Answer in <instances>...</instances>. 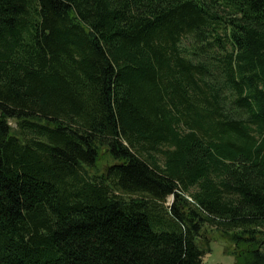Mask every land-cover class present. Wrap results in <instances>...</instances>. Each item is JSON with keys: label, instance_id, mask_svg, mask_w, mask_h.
Wrapping results in <instances>:
<instances>
[{"label": "trees", "instance_id": "trees-1", "mask_svg": "<svg viewBox=\"0 0 264 264\" xmlns=\"http://www.w3.org/2000/svg\"><path fill=\"white\" fill-rule=\"evenodd\" d=\"M210 230L264 264V0H0V264H201Z\"/></svg>", "mask_w": 264, "mask_h": 264}, {"label": "rangeland", "instance_id": "rangeland-1", "mask_svg": "<svg viewBox=\"0 0 264 264\" xmlns=\"http://www.w3.org/2000/svg\"><path fill=\"white\" fill-rule=\"evenodd\" d=\"M11 128H15V122L13 120H8ZM103 151H105L103 153ZM108 148H102V157L98 161L95 168L90 170L91 174H106L108 176L109 168L115 163L113 158L108 154ZM107 169L104 172V169ZM172 197L167 199V205L172 203ZM210 236V249L211 252L204 255L201 259V264H236V258L232 254L234 251L233 244L227 240L221 239L216 232L213 230L208 231ZM242 258H240V264H243Z\"/></svg>", "mask_w": 264, "mask_h": 264}, {"label": "water", "instance_id": "water-1", "mask_svg": "<svg viewBox=\"0 0 264 264\" xmlns=\"http://www.w3.org/2000/svg\"><path fill=\"white\" fill-rule=\"evenodd\" d=\"M104 152H105V151H103V153H104ZM106 170H107V169L105 168V169H104V172H106Z\"/></svg>", "mask_w": 264, "mask_h": 264}]
</instances>
